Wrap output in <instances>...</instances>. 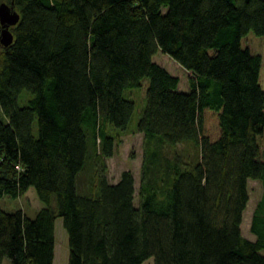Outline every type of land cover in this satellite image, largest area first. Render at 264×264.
<instances>
[{
  "label": "trees",
  "instance_id": "1",
  "mask_svg": "<svg viewBox=\"0 0 264 264\" xmlns=\"http://www.w3.org/2000/svg\"><path fill=\"white\" fill-rule=\"evenodd\" d=\"M14 2V38L0 41V197L32 184L44 203L31 215L0 202V264H54L59 215L68 264H264V0ZM159 48L193 71L190 89ZM145 75L136 202L133 170L111 180L107 157L135 110L124 89ZM251 179L255 237L242 230Z\"/></svg>",
  "mask_w": 264,
  "mask_h": 264
},
{
  "label": "rangeland",
  "instance_id": "2",
  "mask_svg": "<svg viewBox=\"0 0 264 264\" xmlns=\"http://www.w3.org/2000/svg\"><path fill=\"white\" fill-rule=\"evenodd\" d=\"M153 58L165 65L173 73L179 75L180 79L178 83V88L185 90L190 89L191 85L189 77L191 74H193V71L190 68L186 67L181 61H179L170 53L163 51L161 48H159L153 54ZM148 83L149 77L145 75L142 79L141 84L128 86L124 89L125 95L133 98L135 100L136 106L131 121L129 123V127L126 130H123L121 127H115L117 131H122L119 132L115 152L107 157V173L109 179L116 180L120 176V173L124 168H130L133 170L135 175L136 202H138L139 200L138 193L141 179L140 173L144 153L143 132L141 130H138L136 126L146 103V88ZM31 94L32 92H30L28 89H24L19 95V102L26 103ZM179 147L183 148L184 151L191 155L196 153V148L190 142H179ZM84 177H87V174H84ZM80 180L81 178H79V181ZM261 191L262 186L259 180L251 179L250 198L248 200L247 207L244 212V219L242 222L243 233L249 237H255V234L250 229V214L252 213L254 207L257 204L258 199L260 198ZM0 202L3 207L7 209H16L18 207H23L31 215H34L37 209L44 203L38 196L35 186L32 184L27 188L25 192L17 196L4 193L0 197ZM55 228L58 245L57 260L55 264H68V233L63 223V217L60 215L56 219ZM1 264H11L9 256H5ZM140 264H155L154 256L149 255Z\"/></svg>",
  "mask_w": 264,
  "mask_h": 264
},
{
  "label": "water",
  "instance_id": "3",
  "mask_svg": "<svg viewBox=\"0 0 264 264\" xmlns=\"http://www.w3.org/2000/svg\"><path fill=\"white\" fill-rule=\"evenodd\" d=\"M20 18V11L14 0H0V41L8 45L14 38V32L11 25Z\"/></svg>",
  "mask_w": 264,
  "mask_h": 264
},
{
  "label": "crops",
  "instance_id": "4",
  "mask_svg": "<svg viewBox=\"0 0 264 264\" xmlns=\"http://www.w3.org/2000/svg\"><path fill=\"white\" fill-rule=\"evenodd\" d=\"M57 252H58V245H57V234H56V245H55V258H54V264L56 263L57 260ZM67 257V255H66Z\"/></svg>",
  "mask_w": 264,
  "mask_h": 264
}]
</instances>
